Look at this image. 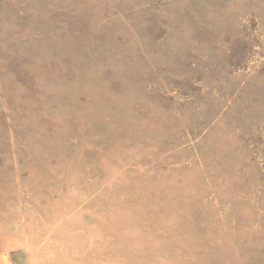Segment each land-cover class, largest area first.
I'll return each instance as SVG.
<instances>
[{"label": "rangeland", "instance_id": "374dc122", "mask_svg": "<svg viewBox=\"0 0 264 264\" xmlns=\"http://www.w3.org/2000/svg\"><path fill=\"white\" fill-rule=\"evenodd\" d=\"M0 264H264V0H0Z\"/></svg>", "mask_w": 264, "mask_h": 264}]
</instances>
